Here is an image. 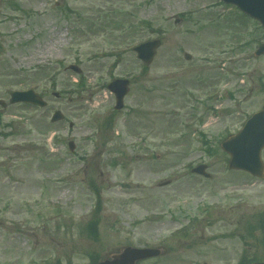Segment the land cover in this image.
Returning <instances> with one entry per match:
<instances>
[{"label":"rangeland","instance_id":"rangeland-1","mask_svg":"<svg viewBox=\"0 0 264 264\" xmlns=\"http://www.w3.org/2000/svg\"><path fill=\"white\" fill-rule=\"evenodd\" d=\"M155 38L143 67L130 49ZM262 42L218 0H0V264H95L159 242L138 264L264 261V178L228 171L220 149L263 105ZM116 77L132 80L119 112ZM28 85L45 107L8 103ZM200 162L207 179L189 169Z\"/></svg>","mask_w":264,"mask_h":264},{"label":"water","instance_id":"water-1","mask_svg":"<svg viewBox=\"0 0 264 264\" xmlns=\"http://www.w3.org/2000/svg\"><path fill=\"white\" fill-rule=\"evenodd\" d=\"M227 3L238 6L243 12L248 13L251 17L257 19L264 29V0H224ZM160 46V40L153 39L143 42L133 50L137 53V57L145 64H149L157 48ZM264 53V43L261 44L254 52L255 55ZM187 59L189 55H185ZM69 69L80 73L81 70L70 65ZM108 89L115 95V109L119 110L123 107V98L128 91V81L116 79L108 85ZM28 102L40 107L46 105V102L33 90L14 91L10 94L9 103ZM2 107L6 103L0 100ZM63 115L60 111H55L51 117V122L61 120ZM72 126V123L70 124ZM69 149H74V143H68ZM222 149L230 155L229 167L242 169L252 173L255 176L262 177L264 165L260 159L261 149L264 147V109L254 113L245 123L243 128L236 134L230 135L221 144ZM201 166L194 169L201 172ZM205 176H207L205 174ZM161 254L160 250L151 248L124 247L119 252L110 255L108 259L100 262V264H136L138 260ZM264 264V263H258Z\"/></svg>","mask_w":264,"mask_h":264},{"label":"flooded vegetation","instance_id":"flooded-vegetation-1","mask_svg":"<svg viewBox=\"0 0 264 264\" xmlns=\"http://www.w3.org/2000/svg\"><path fill=\"white\" fill-rule=\"evenodd\" d=\"M196 77H198V76H196ZM196 80H197L196 83H198V85L201 86V84H202V80H201V78H198V79H196ZM131 81H132V80H131ZM130 85H132V84H130ZM199 90H200V89H199ZM209 94H210V93H209ZM209 94H208V95L206 94L207 96H206V100H205V102H206V104H207V105H206V112H207V113L209 112V109H208V103H209L210 100H211ZM201 95H202V94H201ZM155 156H156L157 159L160 158L159 155H155ZM245 261H246L245 259H241V260H237L236 263L234 262L233 264H245ZM220 263H221V264H228V261H225L224 259H222ZM246 264H247V263H246Z\"/></svg>","mask_w":264,"mask_h":264},{"label":"trees","instance_id":"trees-1","mask_svg":"<svg viewBox=\"0 0 264 264\" xmlns=\"http://www.w3.org/2000/svg\"><path fill=\"white\" fill-rule=\"evenodd\" d=\"M18 7V5L16 6V8ZM97 219L94 218L93 220L89 221V232L92 236H94L96 234V228H97Z\"/></svg>","mask_w":264,"mask_h":264}]
</instances>
